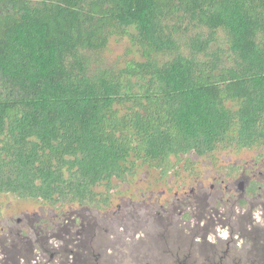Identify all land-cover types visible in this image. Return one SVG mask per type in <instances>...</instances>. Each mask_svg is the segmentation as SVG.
<instances>
[{
	"label": "trees",
	"instance_id": "1",
	"mask_svg": "<svg viewBox=\"0 0 264 264\" xmlns=\"http://www.w3.org/2000/svg\"><path fill=\"white\" fill-rule=\"evenodd\" d=\"M228 148L264 152V0H0V194L77 201Z\"/></svg>",
	"mask_w": 264,
	"mask_h": 264
},
{
	"label": "flooded vegetation",
	"instance_id": "2",
	"mask_svg": "<svg viewBox=\"0 0 264 264\" xmlns=\"http://www.w3.org/2000/svg\"><path fill=\"white\" fill-rule=\"evenodd\" d=\"M198 162L0 218V264H264V161Z\"/></svg>",
	"mask_w": 264,
	"mask_h": 264
},
{
	"label": "rangeland",
	"instance_id": "3",
	"mask_svg": "<svg viewBox=\"0 0 264 264\" xmlns=\"http://www.w3.org/2000/svg\"><path fill=\"white\" fill-rule=\"evenodd\" d=\"M130 41L127 38H112L108 47L103 51L102 55L110 62L112 60H130L131 58L138 57L136 53H129ZM264 152L259 149H242V150H233L231 148L221 149L216 151L214 154L209 156H190V159H198V165L207 164L209 161L217 164L219 166L218 170L221 174H228L227 168L228 163H237L243 164L247 161H250L251 158H259L258 163L264 161ZM201 169V168H200ZM152 172V171H151ZM142 173V172H141ZM142 174L135 176V178H140ZM147 178H152V173L146 176ZM131 179V178H129ZM205 186H208L206 182ZM188 192V190H186ZM186 192V193H187ZM42 203V200H33V199H23L18 198L17 196L11 193H1L0 194V210H1V219L2 218H16L21 217V212L23 210H34Z\"/></svg>",
	"mask_w": 264,
	"mask_h": 264
}]
</instances>
